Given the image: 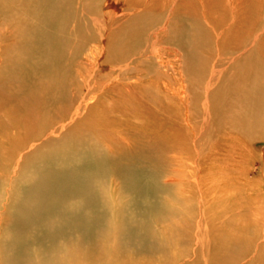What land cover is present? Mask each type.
I'll list each match as a JSON object with an SVG mask.
<instances>
[{"label": "bare ground", "instance_id": "bare-ground-1", "mask_svg": "<svg viewBox=\"0 0 264 264\" xmlns=\"http://www.w3.org/2000/svg\"><path fill=\"white\" fill-rule=\"evenodd\" d=\"M0 111V264H143L119 256L168 254L155 227L197 210L206 264H237V192L264 194V0H0ZM111 165L157 192L151 220L124 224Z\"/></svg>", "mask_w": 264, "mask_h": 264}, {"label": "rangeland", "instance_id": "rangeland-1", "mask_svg": "<svg viewBox=\"0 0 264 264\" xmlns=\"http://www.w3.org/2000/svg\"><path fill=\"white\" fill-rule=\"evenodd\" d=\"M104 71L105 70H103V72ZM4 120L5 119L3 117V113H2V111H0V121H4ZM134 123L137 124V122H134ZM70 138H72L71 141H72V144H74V142H75L74 134H71ZM258 147L264 148V145L259 144L257 147H253V151L257 153ZM167 155L170 156L169 154H167ZM154 160H156V159H154ZM256 163H258V161H256ZM68 164H69V167H73V166L75 167V161H72L71 163H67L64 165H68ZM125 164H127V163L126 162L120 163V166L125 167L124 166ZM153 164H154V162H153ZM258 166H259V164H256V168H258ZM171 167H172V165H169V164H165L163 166V173H162L161 177L159 178L160 182H163V181L166 182V179L168 178L169 170ZM28 168L33 169V170L29 171ZM28 168L25 169V172H27V173L30 172V174H32L34 172V168H31L30 165H28ZM13 169H14V171H16L15 166L13 167ZM91 169H92L91 167H88V166L84 167L83 166L82 172H83V174H89V173H91ZM109 169L110 170L108 171V174L105 177L106 181L104 182V184H106V187H107L106 191L109 193V197H110V195H115L112 198L113 204H115V203L117 204L118 201L122 202L123 209H124L122 212V217H123L122 219H123V222L125 221L124 224H126V223L129 224L130 222H133V221L140 222V221L151 220L152 216L155 212L154 206H155V200H157V192L155 191V193H151L149 191H146V189H143L141 191V190H138V188H133L130 185L129 181L126 180L125 174L122 171L123 168H119V167H117V165L116 166L111 165V166H109ZM174 169H176V168L174 167ZM153 174L150 175V173H149L150 177H147V179L148 178H149V180L153 179V183H151V184L154 185L156 174L155 173H153ZM172 174L177 175L178 173L176 171L174 173V171H173ZM254 174H256V172ZM7 176H8V173L6 175V182H8ZM90 177H92V175ZM177 177H179V175ZM13 179H14V177H13ZM13 179H11L10 183H7L6 186L3 187L4 192H8L11 190L13 182L15 181ZM135 179L137 180V177ZM127 184H128V188H127ZM124 185H125V188L123 187ZM118 186H120V190H121V191H119L120 193L117 191ZM180 188H184L182 183L178 184V191ZM144 192L145 193L147 192V193L145 194ZM209 194H210V196H213V198H217V194L215 192H211ZM161 196H162V198H164V197H166V194L165 193L161 194ZM242 196H244L245 198ZM263 196H264V194L261 193V194H257V196L250 197L248 195H246V196L241 195V193L237 192V218L241 220V219L250 217V219H248V220H253V224H252L253 226H249L248 229L250 231L247 230V233L249 232L248 233L249 237L247 238V240H248V242L251 241V246L249 247L247 255L240 256L239 254H237V259H238L237 264H255L259 260L258 249H260L261 244H262L261 242L263 241L262 235L264 234V232H263L264 226L258 231V227L254 226V225H255V221H256V225L260 222L259 218H255V216L257 215V211L262 214V211L264 210V198H263ZM80 197L78 195L71 196V198L74 199L73 202L76 201L75 203H78L81 201L82 197L81 198ZM122 198H124V199H122ZM67 200H65V201H67ZM71 200L72 199H70L68 201H71ZM150 200L152 201V204H151ZM139 205H141V206H139ZM141 210H142V212H140ZM93 211H94L93 212L94 214L95 213L97 214L98 208L96 206L93 207ZM198 212H200V211L199 210L193 211V212L189 211L188 214L185 215L184 222H180V220H177V221H174L173 223L171 222V225H165L162 227H161V225H157L158 228L155 227L157 232L161 233L160 238H162V240L164 241V244L166 245L168 254L165 255L162 252H156V253L154 252L152 254L151 253L143 254L142 256H139L141 254H139L137 256H133V254L130 253L129 255H123V257L119 256V259L120 258L121 259L122 258H125V259L129 258L130 260H134L137 262L141 261L143 264L144 263H147V264H182L184 261H186L188 259H192L191 261L186 262V264H206L208 257H209V253H207L209 243L206 244L208 242V239L204 238L205 240L204 239L199 240V239L195 238V236L193 235L194 229H195V227H194L195 223H197V224L200 223L199 226L202 228H204V226H205L204 225L205 224L204 223L205 218H203V216H201L200 213L198 214ZM190 216H192V217H190ZM188 219H189L190 223L192 221V223H191L192 225L190 224L191 226H188V228L182 227V229L180 227H176L177 224L188 223V221H187ZM103 220L105 221V223L103 222L104 225H108L109 223L114 221L111 216H110V218L108 216L107 218H104ZM176 228H178V229H176ZM210 228L211 227H208V230H210ZM171 230H172V232H168ZM78 237L79 236H77V237L75 236V241L82 239V245H84L85 243L88 244L87 240H85L84 238H81V237L78 238ZM86 244L84 246H86ZM200 244H201V246H200ZM84 251H85V256H86L85 259H88L89 258V251H86V250H84ZM127 256H129V257L127 258ZM194 256H196L195 258L197 259V262H195V263H193V257Z\"/></svg>", "mask_w": 264, "mask_h": 264}]
</instances>
